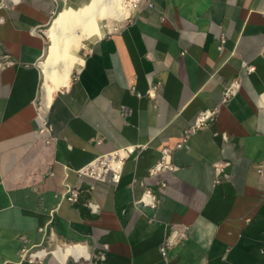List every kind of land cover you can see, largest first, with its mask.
I'll return each mask as SVG.
<instances>
[{"label": "crops", "instance_id": "0c3cea01", "mask_svg": "<svg viewBox=\"0 0 264 264\" xmlns=\"http://www.w3.org/2000/svg\"><path fill=\"white\" fill-rule=\"evenodd\" d=\"M7 1L0 59L13 63L0 68V264H264V173L256 170L264 160V0L142 2L83 43L82 62L48 106L40 63L46 26L65 0ZM235 77L240 87L225 101ZM216 106L215 119L175 148L198 112ZM42 117L50 130H40ZM125 144L142 147L118 182L74 171ZM164 146L177 168L152 175ZM219 159L230 161L228 177L214 184ZM64 181L78 189L75 202L63 196ZM146 188L155 206L138 201ZM60 241L82 244L91 260H21L25 246Z\"/></svg>", "mask_w": 264, "mask_h": 264}, {"label": "built area", "instance_id": "2783aa9c", "mask_svg": "<svg viewBox=\"0 0 264 264\" xmlns=\"http://www.w3.org/2000/svg\"><path fill=\"white\" fill-rule=\"evenodd\" d=\"M145 2L148 4V6H153L152 0H135L134 7H136L138 4ZM9 2L7 0H0V6H8ZM225 42V36L222 35L220 37V41L218 44V48H222L223 44ZM264 50V48H263ZM13 63V60L9 58L7 54L3 55V57L0 59V68ZM244 66L248 71H251L254 69V66L252 64H249L247 62H243ZM241 80L237 77L232 78L228 84L225 86L223 90V99L226 101L232 96H234L239 87H240ZM156 88V86H152L148 94L152 96V91ZM219 108L212 107V108H204L200 110L194 120L193 123L186 126L182 133H181V139L176 144L175 148H182L184 147L185 143L188 141L190 135L195 132L198 128H201L202 126H205L209 124L211 121H213L216 117V114L218 112ZM41 128L40 130H50V127L48 125V121L46 118L42 117L41 122ZM222 136L224 138L227 137V135L223 132ZM141 144H125L121 146H117L113 148L112 150H109L107 152H102L96 155L92 160H90L87 164L84 166H81L79 168L74 169V171L79 176H87L94 180L99 181H107V182H113L116 183L120 180L122 169L124 162L126 158L132 154H134L137 149L141 148ZM172 147L164 146L160 150V155L157 159V161L149 167V173L152 175H159L164 170H175L177 168L176 164L172 160ZM230 164L229 160L226 159H219L212 163V181L213 183L220 182L222 179L228 177V172L226 170L227 166ZM256 170L258 173L263 174L264 173V160L258 162L256 164ZM159 183L161 186H165V181L160 179ZM64 192L63 196L70 200L71 202H75L78 198V189L71 186L67 181H64ZM155 194L152 192L151 189L146 188L144 192L142 193L141 197L139 198V202H142L143 204H148L151 206L156 205V198ZM89 207L93 210L98 209V204L95 202H89ZM175 235H182L184 236V232H180L177 229L174 230L173 234ZM175 235H170L166 238L164 243L160 246V252L164 258L167 256V248L170 244L174 243ZM79 243H70V242H55L51 246H46L43 244H38L30 247H23L21 249L20 257L21 260H27L31 263H38L43 261L45 256L48 253H53L55 248H60V250H67L68 247L75 248L76 245ZM81 245V244H80ZM72 252H69L68 255L64 257L62 260L63 263H67L68 257L74 258L77 262H81V260H87L90 261V256L86 254L85 249L78 250V249H71ZM58 257V256H57ZM59 258V257H58ZM61 259V258H59Z\"/></svg>", "mask_w": 264, "mask_h": 264}, {"label": "bare ground", "instance_id": "6f19581e", "mask_svg": "<svg viewBox=\"0 0 264 264\" xmlns=\"http://www.w3.org/2000/svg\"><path fill=\"white\" fill-rule=\"evenodd\" d=\"M133 0H65L64 6L57 12L47 29L51 43L48 47L47 58L41 61L44 72L42 83V100L48 106L54 91L68 84L75 65L82 62V57L76 52L83 45V40L103 34V20L107 24L111 20H121L132 11ZM71 249L83 250L82 244L67 250L55 248V255L64 259Z\"/></svg>", "mask_w": 264, "mask_h": 264}, {"label": "rangeland", "instance_id": "374dc122", "mask_svg": "<svg viewBox=\"0 0 264 264\" xmlns=\"http://www.w3.org/2000/svg\"><path fill=\"white\" fill-rule=\"evenodd\" d=\"M135 2V0H133V1H131V3H133V5L135 4L134 3ZM61 9V8H60ZM133 9H134V6H133ZM132 9V10H133ZM59 11V10H58ZM57 11V12H58ZM57 12H56V14H57ZM131 13V12H130ZM129 13V14H130ZM55 14V15H56ZM129 14L127 15V17L129 16ZM55 15L53 16V18L55 17ZM53 18H52V20H53ZM126 18V17H125ZM125 18H123V19H121V20H115V19H113V20H111L110 22H108V24H107V20L106 19H104L103 20V26H102V31H103V33L104 32H106V31H110V30H113L119 23H121ZM52 20L50 21V23L46 26V34H47V36H48V33H47V29L51 26V24H52ZM97 37V35L95 36V34H94V36L92 35V38L91 39H94V38H96ZM87 40H89L88 38H86V39H84L83 40V42H86ZM50 43H51V39H50V37L48 36V46H47V49H46V52H45V54L43 55V57H42V59H41V61H44L46 58H47V54H48V47H49V45H50ZM81 47L82 46H80L79 48H78V50H77V54L80 56L81 55V52H80V50H81ZM75 67H76V65H75ZM75 67L73 68V70H72V72L74 71V69H75ZM41 69H42V67H41ZM42 72H43V69H42ZM71 75H72V73H71ZM45 76H44V72H43V75H42V83L44 82V78ZM42 86V85H41Z\"/></svg>", "mask_w": 264, "mask_h": 264}]
</instances>
